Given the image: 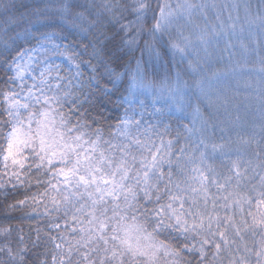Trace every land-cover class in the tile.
Segmentation results:
<instances>
[{"label":"snow or ice","instance_id":"1","mask_svg":"<svg viewBox=\"0 0 264 264\" xmlns=\"http://www.w3.org/2000/svg\"><path fill=\"white\" fill-rule=\"evenodd\" d=\"M0 21V264H264V87L257 131L233 50L264 0H0Z\"/></svg>","mask_w":264,"mask_h":264},{"label":"trees","instance_id":"2","mask_svg":"<svg viewBox=\"0 0 264 264\" xmlns=\"http://www.w3.org/2000/svg\"><path fill=\"white\" fill-rule=\"evenodd\" d=\"M34 2V0H16V3L18 5H30ZM214 2L220 7L223 8L224 5H231L232 3H239L243 4L245 0H214ZM27 9L20 8V12H25ZM235 15V13H233ZM225 17L227 16V10L224 11ZM240 15L241 18H243V8H240ZM3 22L0 21V24ZM244 44L247 46L248 52H245L244 49H242L238 42L233 41L235 47L234 51L236 53L235 60L240 61L241 65L244 66L245 70H252V75L248 76L245 75L243 77H237L236 80L239 81V93L236 97L237 101L241 104V106H244L246 102H250L249 104V121L255 122L257 125V131L258 125L260 123L259 120V101L257 100L256 96L254 95L255 91L261 87H264V81H261L258 75V69L260 67V59L261 57H264V36H261L259 33H257L254 37H249L247 35L243 38ZM255 51H252V50ZM140 54L137 52L136 56H139ZM225 57H227V53H225ZM246 57V63L245 58ZM147 58V57H145ZM158 70L161 74L164 73L166 70V66H157ZM218 67H222V65H218ZM248 84L249 87H245V84ZM232 88H237L236 81H233L231 84ZM203 112V110H202ZM115 114V113H113ZM203 115L206 117L207 113L203 112ZM249 131L251 128L248 129ZM0 202H2V197H0ZM17 215H21V213H17ZM14 225L16 222H13ZM23 228L24 233L35 235V230L37 228L41 229L42 233L44 231H47V221L45 219H26L24 220L23 224L19 225ZM32 259H35V256H32ZM29 264H31V261H29Z\"/></svg>","mask_w":264,"mask_h":264}]
</instances>
